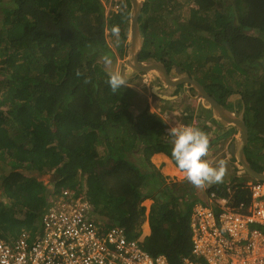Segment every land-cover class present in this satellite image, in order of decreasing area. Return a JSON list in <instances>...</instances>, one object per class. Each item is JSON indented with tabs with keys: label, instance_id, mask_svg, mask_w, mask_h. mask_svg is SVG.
Listing matches in <instances>:
<instances>
[{
	"label": "trees",
	"instance_id": "obj_1",
	"mask_svg": "<svg viewBox=\"0 0 264 264\" xmlns=\"http://www.w3.org/2000/svg\"><path fill=\"white\" fill-rule=\"evenodd\" d=\"M171 2L145 4L140 59L161 57L170 67L175 56H190L194 38L208 40L210 47L200 46L192 54L204 64L220 63L206 74L209 87L216 92L221 86L217 98L224 100L231 91L223 86L239 73L241 93L253 109L256 105L251 122L264 120V81L253 83L259 91L245 86L264 70L259 62L264 59V0H192L197 6L190 9L192 24L182 25L184 33L169 44L177 28L160 22ZM124 7L106 13L101 0L0 1V237L38 223L50 193L38 177L51 175L56 194L63 186L81 190L87 184L98 214L134 238L146 220L142 203L154 201L152 233L144 246L152 255L164 254L179 264L183 257H192L190 219L196 202L181 211L172 183L151 162L163 153L176 164L169 125L147 107L139 115L130 111L128 107L144 98L128 87L113 93L100 62L105 55L115 60L125 56L130 0H124ZM150 10L154 17L147 16ZM156 24L161 27L156 29ZM113 26L120 29L116 52L106 38L107 31L113 35ZM189 56L186 60L192 62ZM200 79L206 84L204 76ZM234 189L239 200L249 199L245 188Z\"/></svg>",
	"mask_w": 264,
	"mask_h": 264
},
{
	"label": "built area",
	"instance_id": "obj_2",
	"mask_svg": "<svg viewBox=\"0 0 264 264\" xmlns=\"http://www.w3.org/2000/svg\"><path fill=\"white\" fill-rule=\"evenodd\" d=\"M120 6H117V8ZM264 184L253 187L250 204L231 205L211 193L192 215L196 261L186 264H264ZM86 194L61 189L33 236L0 241V264H170L142 250L126 230L101 220Z\"/></svg>",
	"mask_w": 264,
	"mask_h": 264
},
{
	"label": "clouds",
	"instance_id": "obj_3",
	"mask_svg": "<svg viewBox=\"0 0 264 264\" xmlns=\"http://www.w3.org/2000/svg\"><path fill=\"white\" fill-rule=\"evenodd\" d=\"M111 1H112V5L110 6V11L118 12L120 10L122 11V10L125 9L124 0H111ZM145 4H147L146 0H144V7H145ZM117 6H120V7L117 8ZM144 7H143V10H142V14L144 13ZM131 10H132V5H131ZM131 10H130V17H131ZM107 32H109V31H107ZM112 34L117 37V40L119 39V34H120L119 26H113ZM130 35L131 34H130V21H129V28H128V31L126 33V40H125L126 50H127V47H128V41L130 40ZM254 36H258V35H256L254 33ZM125 58H126V53H125V56L122 59L125 60ZM103 59H104V62L106 64H108V65H110L112 63L111 58L109 56H107V55H105L103 57ZM146 60H147V58L144 59V60H141V61H146ZM179 67H181V69L182 68L184 69V67H182V66H179ZM186 70L189 73V70L188 69H186ZM149 73L151 74V72H149ZM144 74L145 73H140L138 76H135L133 79H129L128 80L127 74L126 73L122 74V71L121 72H119V71L110 72V73H108V77L109 78L107 80V84L109 85V87H110V89H111V91L113 93H116V92L120 91L124 87H128V88L133 89L132 87H130L128 85V83H130L131 81H134V80L135 81L138 80L139 76H144ZM77 75H79V73H77ZM186 75H188V74H186ZM194 78L197 79L196 82L202 87V89L210 97H212L214 100H216L224 109L228 110L227 113L229 115H232L233 118L242 120L244 122V124L246 125L247 130H248V142H247V145L251 141L256 140V142L259 145V148H260V145L264 146V120H263V118H261V120H259L256 123H252L251 122L252 118L255 117L256 115H253L251 107L248 105V102L246 101L243 93H241L240 87L238 86L237 83L236 84H237V87L239 88V90H236V91H233L227 85L226 86L224 85L223 86L224 90H225V88L229 89L231 91V94L229 96H227L224 100H219L217 97H220V96L212 93L214 91H213V89H211V87H209L208 84H207V87H206V84H204L201 81L200 77H198V78L194 77ZM85 82L86 83H90V80H87ZM157 83H158L157 86H155L153 84L150 87V88H152L151 89L152 97L156 98V95L153 93V89L154 88H157V91H156L157 93H159V90H160L158 87L161 88V92L159 93L161 96H162V88L168 94H169V91L172 92V90H174V91L176 90L175 88L167 85L166 83H162V81H160L159 78H158ZM220 88H221V86H220ZM195 91H196L197 95L194 98V100L196 101V103L199 102V101L202 103V107L205 110L204 116L201 117V116H197V114H196V117L198 118L197 126L194 125V126H184V127H171L170 129L168 128L166 130V132L168 133V136L172 137V144H173V147H172V158L175 160L178 169L185 175V178L197 189L205 187L206 184L222 183L223 179H224V177L226 175V171H227L226 161H228V162L230 161V163H232L231 161H234L235 165L233 164V166H236V168L233 167L232 176H235V177H231L232 181L229 180L226 183H222L224 185V189L222 190L223 194L218 193L214 189L213 190L209 189V190H207V195L205 196L204 202L198 201L195 204L194 209H193L192 214H191V219H190V231H191V236H192V246H193V243H194V241H193V237L194 236H193V233H192L191 222H192V215L194 213L195 207L198 204H200V203L207 204L209 202V196H210L211 193H216L220 198H227V200L231 203V205H239L241 203L250 204L251 203V199L253 197V193H254L253 187L255 185H257V184H261V185L264 184L263 181H259V180H256V179L250 177L245 172L243 167L237 161V157L235 155V151L237 152L236 148H238V145L236 143L239 141V134L240 133H239L238 129L236 128V125L233 124V123H228V122L224 121L223 119L222 120L219 119L215 115V113L213 112L212 108L209 107L208 105H206L207 102L200 95V93H198V91L196 89H195ZM234 95L242 97V103L240 105V108L237 109L236 111H233L231 108H229L230 102H231L229 99L232 96H234ZM158 98H160V97H158ZM199 98H201V99H199ZM173 103L175 104L176 102L173 101ZM191 104H195V103L192 101L189 105H191ZM175 105L182 106V105H178L177 103ZM182 107H186L184 109V111H186L188 109L187 106H182ZM198 109H194V111L197 112ZM208 109H210L211 111H209ZM234 113H237V114H234ZM152 115H157V114H152ZM190 115L193 116V113H191ZM190 115L188 116L187 113H185V115H184L186 123L188 125L191 124V122H189V119L192 118ZM263 117H264V115H263ZM162 119H164V118H162ZM199 128H201V129H199ZM212 128H215V129H212ZM210 130L213 131V132H220L219 130H231V138L226 141L224 146H221L216 151H212L211 154H210V139H209V136L207 134V132L210 131ZM214 135H216V134H214ZM234 144H235V150L231 149V147ZM227 145H229L228 150H223V148L225 146H227ZM247 145L245 146V148L247 147ZM263 151H264V149H262V150L260 149L261 153ZM244 152H245V149H244ZM216 154H219L218 157L221 160H219L218 166H213L209 162V160H212V161L214 160L215 161L216 158H217ZM245 155H246V157H247V159L249 161V157L247 156V153H245ZM207 159H209V160H207ZM261 160H262V158H261ZM251 166H252V164H251ZM2 169L3 168H1L0 170H2ZM253 169L255 171H257V172H263L264 173V169L257 170L254 167H253ZM234 187H239V188L243 187V188H245L246 189L245 191L249 194V196H248L249 199L248 200H244V201L243 200H239L238 197H236V194H235V192L238 189H234V191H233L232 189ZM63 188H67V187L63 186L62 189ZM85 189H86V192H85ZM54 190H55V188L53 189V191H50V193L48 195V198H47L48 199V204L45 207V209L43 210V212L40 214V217L38 219V223L40 222L39 228H38V223H37L36 225L34 224V226L32 228H23L19 233H16L14 235L13 234H9V235H6L5 237H0V241L19 240V238H21V235L23 234V232H30V234L34 236L36 234V232L40 229V226H41L45 211H46L47 207L50 206V201L52 200V198H53V196L55 194ZM74 190L78 194H80V193L86 194L89 197V192L90 191H89V187H88L87 184L82 185L81 190L78 187L76 189H74ZM1 195H2V190H0V196ZM3 200L5 201L6 204H8V200H6L4 198H3ZM146 201H144V202H146ZM150 201H152V200H150ZM153 203L155 204L154 201H153ZM153 206H152V209H153ZM94 208H95L94 209L95 214L101 220L106 221L103 217H101L98 214V212L96 211V207L95 206H94ZM150 216H151V213H150ZM150 216H149V218H150ZM24 217H25V214L19 215V218H21V219H24ZM145 217L147 219L146 214H145ZM106 222L108 223V221H106ZM108 224L111 225V226H119V225H113V224H110V223H108ZM140 238L141 237L139 236V237L130 238V239H137L139 241L140 245H141L142 250L144 252L149 253L150 255H152L145 248L144 242L140 241ZM191 255H192L191 258L183 257L180 260L179 264H186L185 260H187V261L188 260L196 261L198 259L192 253V251H191ZM153 256L154 257L163 256V257H165L167 259V261L170 264H174L164 254H158V255H153Z\"/></svg>",
	"mask_w": 264,
	"mask_h": 264
},
{
	"label": "rangeland",
	"instance_id": "obj_4",
	"mask_svg": "<svg viewBox=\"0 0 264 264\" xmlns=\"http://www.w3.org/2000/svg\"><path fill=\"white\" fill-rule=\"evenodd\" d=\"M0 1H2V0H0ZM5 1H7V0H3V2H5ZM101 1L103 2L104 6L106 7V13H109L110 6L112 5V1L111 0H101ZM146 1L148 2L149 0H146ZM158 8L160 10L161 6L158 7ZM191 8H197V6L192 2V0H172V2L168 3V5L164 9V11L162 12V17L163 18H162V21L160 23L163 24V25H165V24L167 25V23H168V24L172 25L173 29H175V27L177 28V32L175 33L174 37H170L169 36L170 37L169 38L170 40L168 42L169 44L173 43L174 41L179 39L181 33H184V30L182 29V25H188V24L191 25L192 24V22H191L192 18H191V15H190L191 14L190 13V9ZM154 14L155 13L154 12L152 13L151 10H150L149 13L147 14V16L154 17ZM151 24L153 26L155 24V22H153ZM160 27H161L160 24H156V26H155L156 29H158ZM151 31H153V28H151ZM162 34H164V33L162 32L161 35ZM255 34L258 35V33H255ZM106 38H107V42H108L111 50L115 51V52H116V50L118 51L119 48H118V46H116V43L118 41L117 37L113 36V35H110V33L107 32L106 33ZM167 38H168V36H167ZM194 39L197 42L196 43V47L194 46L192 49H189L187 51V53L190 54V56L187 55L186 52H185V55L189 56L190 59H192V62L186 60V56L185 55L181 56V57L175 56L174 57V62L175 63H181V60H182L183 63H181V65L183 67H185V68H188L189 69V73L193 77H197L198 78V77L204 76V78L206 79V87H207L208 81H207V78H206V74L209 71V68L211 66L214 68L217 65H219L220 63L219 62H215V63H213V65L204 64L203 60L201 61L198 56H195V54H192V53L198 51L200 46H209V47L211 46V44H209L208 40L201 41V40H199L197 38H194ZM201 44H204V45H201ZM165 45H166V43L163 44V51H165ZM152 51H154V50L152 49ZM158 52H159V49L157 48L154 51V53L158 54ZM50 58L52 59L54 57L50 56ZM170 58H171V56H170ZM160 59H162V58L160 57ZM111 60H112V63L110 65L106 64L104 62V59H102V61H100L101 64L104 65V67L106 68V70H107L106 72L107 73L115 72V71L121 72L123 70V68L126 66V63H125L124 59H116L115 60V58H113ZM259 62L260 63L263 62V65H264V59L260 60ZM229 68L230 67H225V70H227ZM0 69H1V65H0ZM10 71H12V69L8 70V72H10ZM260 78H261L262 81H264V70H261L259 73L258 72L255 73L254 76H253V79L250 80L249 82H246L245 86L247 88H251L252 86H254V88L259 91V86L258 85H254L253 83H258L260 81ZM1 79L2 78L0 77V81H1ZM236 80H239V81L243 80L242 76L239 75V73H235L232 77H230L228 79V82H227V86L230 89H232L233 91L239 90V88L237 87V84H236ZM157 81H158V76L157 75H154L153 73H151V74L150 73H145L144 76H139L138 80H136V81L134 80V81H131L130 83H128V85L130 87L135 89V91H138L140 93V95L144 98V101H142L141 99H138V100H136V103L133 105V107H131V106L128 107V109L130 111H132L135 115H139L147 107L150 113L157 114V115L161 116L162 118H164L167 121L168 125H169V129L171 127L194 126L196 121L194 122L193 117L196 118V114H197V116H201V117L204 116L205 110L203 109L202 106H201V108H199L197 110V112H195L194 109L190 108L189 105L187 106V108L189 110L187 109L186 111H184V109L186 107H182L183 110L180 112V114H181L180 115L176 111L177 107L173 106V104H169L170 106H168L166 103H163L162 101L157 100L155 97H152V94H151L152 93L151 92L152 88H150V87L153 84L155 86H157L158 85ZM211 89H213V91H214V87H212ZM220 89L221 88L218 87V88H216V92H214L218 96H219V93L221 91ZM241 90H243V89L240 87V91ZM169 93H171V92L169 91ZM234 97H236V95L232 96L229 100L231 101L232 98H234ZM147 102H148V105H147ZM248 105L250 107L252 106L249 103H248ZM255 109H256V105H254V109H253V107H251V110H252L253 114L256 112ZM185 113H187L188 116L191 113H193V117L189 119V122H191V124H189V125L186 123L185 116H184ZM199 129H201V128H199ZM212 129H215V128H212ZM213 133L214 132L211 131V130L207 132V134L209 136V139H211V136H212ZM228 147H229V145L225 146L223 148V150H228ZM218 155L219 154H216L217 158L215 157L216 158L215 161L214 160L212 161V160H209V159H207V160H209V162L213 166H218V162H219V160H221L218 157ZM151 160L154 163V166H156L157 168L161 167V169L164 168L165 173H168V174L172 175V177L175 179L174 181L171 180V179L170 180L172 181L171 183L173 185V188L176 187L175 192L177 193L179 191L177 193V196H179L180 198L181 197L185 198V200H187V201H190L193 198V197H191L192 193H190L188 191V189L191 190V188H190V186H189V184L187 182V179L185 178V175L183 173L178 174L176 172L177 169H175V168H174V172H172L173 170H172V168L170 166L171 163H169L170 162L169 160L167 161V160H165V158L162 160V158H155V156H152ZM256 161L257 162H263V167H264V159L256 160ZM142 167H144V166L142 165ZM226 167H227V171H226V175H225V177L223 179V183L228 182L231 179V177H235V176H232L233 167L234 166H233L232 163H230V161L229 162L226 161ZM174 175H176V176H174ZM38 180L41 181L44 184V186L48 189V191L49 190L53 191V189L55 188V185L53 183V179H52L51 175L39 176ZM213 184H206L205 187H210ZM192 189L194 191L201 190V192H204V190H206V189H204V187L200 188V189H197V188H192ZM85 192H86V189H85ZM153 205H154L153 201H147L146 204L142 203L141 206L145 208L146 216H147V214H149V212H150V210H151Z\"/></svg>",
	"mask_w": 264,
	"mask_h": 264
},
{
	"label": "water",
	"instance_id": "obj_5",
	"mask_svg": "<svg viewBox=\"0 0 264 264\" xmlns=\"http://www.w3.org/2000/svg\"><path fill=\"white\" fill-rule=\"evenodd\" d=\"M132 5L131 17H130V40L128 41V47L126 50L125 63L126 66L122 70V74H127L128 80L133 79L140 73H153L158 75V78L162 83H166L171 87H177L180 84H191L200 93V95L207 102L206 105L212 108L213 112L219 119H223L228 123H233L239 131V141L237 152L235 153L238 163L243 167L245 172L252 178L264 182V173L257 172L253 169L250 162L248 161L244 149L248 142V130L242 120L233 118L232 115L227 113L228 110L224 109L216 100L210 97L202 87L194 80L186 75L181 67H175L173 75H179L180 78L172 80L169 76V72L164 63L157 60L155 57H149L146 61H141L140 56L145 48V37L142 34L140 17L144 7V0H130ZM157 88L153 89V93L158 97H163L160 94H156ZM241 119V118H240ZM235 150V144L232 146Z\"/></svg>",
	"mask_w": 264,
	"mask_h": 264
},
{
	"label": "flooded vegetation",
	"instance_id": "obj_6",
	"mask_svg": "<svg viewBox=\"0 0 264 264\" xmlns=\"http://www.w3.org/2000/svg\"><path fill=\"white\" fill-rule=\"evenodd\" d=\"M157 60L160 61V59H157ZM161 62L165 63V61H162V60H161ZM165 66L167 67L168 72H169V76L171 77L172 80H176V79L180 78L179 75H173L174 74L173 70H175V72H176L175 67H178L177 63H175L173 65L171 64L170 67H168V65L165 63ZM183 70H184V72H186V74H188L190 76L191 79H193L195 81L197 80L194 77H192L185 68ZM158 88L160 89L159 90V93H160L161 92V88L160 87H158ZM173 88H175L176 90L175 91L172 90V92L169 93V94L166 93L164 91V89L162 88V96L163 97L158 98L157 95H156V99L159 100V101H162L163 103H166L168 106H170L169 104H173V106H177V105H175L173 103V101L176 102L178 105H182V106H188L193 101L195 104L189 105L190 108H192V109L201 108L202 103L200 101L196 103V101L194 100V98L196 97L197 93H196L194 87L191 84L184 83V84H180L177 87H173ZM159 93L156 92V94H159ZM199 99H201V98H199ZM182 106H177V108H176L177 110L176 111L178 112V114H180V111L183 110ZM219 131L220 132H214L212 134V136H211V139H210V154H211L212 151H216L221 146H224L226 141L231 138V130H219ZM214 134H216V135H214ZM245 153H247V156L249 158L252 157V155H259L262 159L264 158V151L262 153L260 152V148H259V145L256 142V140L251 141L247 145V147L245 148ZM190 201H187V200H185V198L181 197L180 199H178L177 205L179 206L181 211L182 210L184 211L186 209V203H189ZM192 201H194V199H192ZM196 201L198 202L199 200H196Z\"/></svg>",
	"mask_w": 264,
	"mask_h": 264
},
{
	"label": "crops",
	"instance_id": "obj_7",
	"mask_svg": "<svg viewBox=\"0 0 264 264\" xmlns=\"http://www.w3.org/2000/svg\"><path fill=\"white\" fill-rule=\"evenodd\" d=\"M241 103H242V97L241 96H236L235 98H233L232 100H231V102H230V106H229V108H231L233 111H236L237 109H239L240 108V105H241ZM234 114H237V113H234ZM191 117H193L192 115H190ZM193 120H194V122L196 121V123H195V125L197 126V123H198V118L196 117H193ZM231 149H232V147H231ZM260 149L262 150V149H264V146L263 145H260ZM235 153H236V151H235ZM155 156V158H162V160L165 158V159H169V163H171L170 164V166H171V168H172V172H174V169H173V167L175 168V169H177L176 170V172L178 173V174H181L182 172L178 169V167H177V165L176 164H174L173 163V161L167 156V155H165V154H162V153H159V154H155L154 155ZM168 157V158H167ZM256 160H261V158H259V159H250L249 158V161H250V163L252 164V166L254 167V168H256L257 170H261L262 168H263V162H257ZM151 162H152V160H151ZM232 162V164H234L235 165V162L234 161H231ZM153 163V162H152ZM154 164V163H153ZM156 167V166H155ZM157 168V167H156ZM234 168H236V166H234ZM160 172H161V174L164 176V177H166L167 178V182L168 183H171L172 181L171 180H175L173 177H172V175H170V174H168V173H165V171H164V168L163 169H161V167H158L157 168ZM264 169V168H263ZM177 175V174H176ZM176 175H174V176H176ZM171 179V180H170ZM233 179V178H232ZM231 180V179H230ZM187 182H188V184H189V186H190V188H191V190L190 189H188V191L190 192V193H192L191 195V197H193L192 199H194V201H192V199H191V201L189 202V203H186V204H190V203H192V202H196L197 203V201L196 200H199V201H202V202H204V199H205V196L207 195V190H209V189H214V190H217V189H221V190H223L224 189V185L222 184V183H217V184H213L212 186H210V187H204V189H206V190H204V192H201V190H198V191H194L192 188H195L188 180H187ZM174 189H176V187H174ZM218 191V190H217ZM147 201H150V200H147ZM195 203V204H196ZM195 206V205H194ZM194 206H193V209H194ZM151 210H152V208H151ZM151 210H150V212H149V214H147V219L143 222V224L139 227V229H140V231H141V235H140V241H142V242H145L146 241V239H147V237H149L150 235H151V233H152V230H151V226H150V221H149V216H150V213H151ZM193 211V210H192ZM129 235V234H128ZM129 237L130 238H134V237H131L130 235H129Z\"/></svg>",
	"mask_w": 264,
	"mask_h": 264
},
{
	"label": "bare ground",
	"instance_id": "obj_8",
	"mask_svg": "<svg viewBox=\"0 0 264 264\" xmlns=\"http://www.w3.org/2000/svg\"><path fill=\"white\" fill-rule=\"evenodd\" d=\"M167 158H168V157H167ZM165 160H167V161H168L169 159H165ZM173 169H174V167H173ZM263 190H264V188H263ZM146 203H147V202H146Z\"/></svg>",
	"mask_w": 264,
	"mask_h": 264
}]
</instances>
